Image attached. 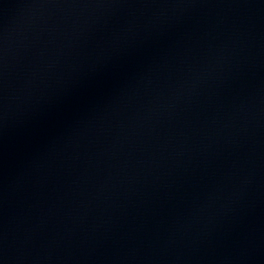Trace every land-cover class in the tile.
<instances>
[{"label": "water", "instance_id": "water-1", "mask_svg": "<svg viewBox=\"0 0 264 264\" xmlns=\"http://www.w3.org/2000/svg\"><path fill=\"white\" fill-rule=\"evenodd\" d=\"M0 264H264V0H0Z\"/></svg>", "mask_w": 264, "mask_h": 264}]
</instances>
